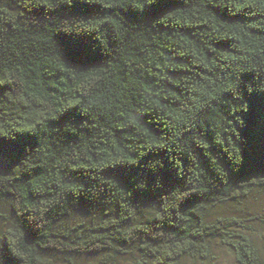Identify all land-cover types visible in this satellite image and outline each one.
Here are the masks:
<instances>
[{
    "label": "trees",
    "instance_id": "1",
    "mask_svg": "<svg viewBox=\"0 0 264 264\" xmlns=\"http://www.w3.org/2000/svg\"><path fill=\"white\" fill-rule=\"evenodd\" d=\"M0 156V264H262L264 0H0Z\"/></svg>",
    "mask_w": 264,
    "mask_h": 264
},
{
    "label": "rangeland",
    "instance_id": "2",
    "mask_svg": "<svg viewBox=\"0 0 264 264\" xmlns=\"http://www.w3.org/2000/svg\"><path fill=\"white\" fill-rule=\"evenodd\" d=\"M4 161L0 156V168L3 167ZM205 216L208 220L219 217H233L239 220L242 225L240 230L244 232L255 244L259 251L261 263L264 264V187L252 190L246 197L236 201H229L217 205L207 206ZM11 214L0 203V246L1 235L6 222L10 219ZM126 259H119L112 262L105 257L97 255H85L77 257H58L55 255L45 254L42 256V264H126ZM183 264H235L232 252L213 241L212 258L205 261L190 263L185 261Z\"/></svg>",
    "mask_w": 264,
    "mask_h": 264
}]
</instances>
